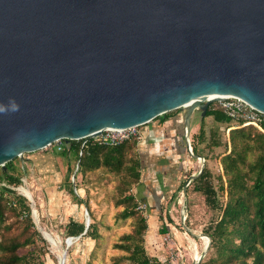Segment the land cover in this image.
I'll list each match as a JSON object with an SVG mask.
<instances>
[{
    "label": "water",
    "instance_id": "95a60500",
    "mask_svg": "<svg viewBox=\"0 0 264 264\" xmlns=\"http://www.w3.org/2000/svg\"><path fill=\"white\" fill-rule=\"evenodd\" d=\"M229 94L264 112V0H0V103L19 105L0 113L1 169L176 108L187 148L193 110Z\"/></svg>",
    "mask_w": 264,
    "mask_h": 264
},
{
    "label": "trees",
    "instance_id": "16d2710c",
    "mask_svg": "<svg viewBox=\"0 0 264 264\" xmlns=\"http://www.w3.org/2000/svg\"><path fill=\"white\" fill-rule=\"evenodd\" d=\"M205 116H212L217 123L226 124L229 147L218 155L220 171L215 173L204 164L185 187L186 193L191 190L200 194L205 207L215 212L203 229V233L210 237V244L198 264H264V133L252 125L243 126L218 110L207 109ZM190 135L192 153L200 156L198 145L204 141L202 122L195 133V141L194 132ZM84 140H65L68 144H63L57 152L63 157L74 154L76 172L84 174L105 168L124 175L123 184L118 186L116 203L121 205V209L116 218H132L134 226L130 233L123 234L115 243L114 246L124 253L113 256V264L122 260H128L130 264H170L147 252L144 242L148 223L138 208L142 199L137 200L134 193L128 191L131 186L137 185L140 178V161L133 156L137 141L109 146L98 144L92 138ZM219 145L217 132L212 130L207 146ZM14 160L6 162L4 169L0 167V182L7 185L20 183V175L9 170L14 169ZM67 170L65 179L69 182L71 167L68 166ZM76 189L77 185L71 186L69 192L79 205L86 208L91 222L84 231L83 219L69 217L63 225V234L86 236L96 241L100 223L92 218L88 201L81 198ZM171 224L172 220L167 216L165 221H161L158 234L171 231L174 228ZM0 227V264H45L44 252L38 245V241L44 239L33 221L29 202L8 187H2L0 193Z\"/></svg>",
    "mask_w": 264,
    "mask_h": 264
},
{
    "label": "rangeland",
    "instance_id": "374dc122",
    "mask_svg": "<svg viewBox=\"0 0 264 264\" xmlns=\"http://www.w3.org/2000/svg\"><path fill=\"white\" fill-rule=\"evenodd\" d=\"M166 113L171 116L181 115V108H176ZM201 122L204 131V141L198 145L200 154L198 157L200 159L197 156H192L186 148L185 155L194 164V170L191 169L188 172L189 174H196L204 164L208 165L215 173L220 171L218 155L229 147L226 124L217 123L212 116L204 115L200 117V113L197 110H193L189 119V130L190 134L194 132V141L195 133ZM143 126L145 124H142L140 128ZM212 130L217 132V137L220 141L219 146H207ZM63 144H68V141L61 139L41 149L24 152L20 157H15L14 169L10 168L9 170L10 173L20 175V183L17 185L9 184V186L17 195L24 196L18 189L22 187L33 196L32 202L27 200L31 208V215L32 209L37 212L36 219L32 218L37 230L44 239V241L39 240L38 245L44 252L45 264H58V259L63 251H66L64 264H113V256H120L124 253L114 246L115 243L120 241V237L123 234L130 233L134 226L132 218H116L117 212L121 209V205L116 203V199L119 197L118 186L123 184L122 177L124 175L123 173L117 175L105 168L86 171L84 174L76 172L77 160L74 154L70 153L68 157H63L57 152ZM141 147L137 141L134 147L135 155H133L140 161L139 181L141 179L145 180L141 176ZM202 156L205 157V161ZM68 166L71 167L69 182L65 179L68 173ZM74 172L75 175L72 179ZM182 183V188L178 189L177 187L174 192H170L160 207H155L151 203L150 209L157 213H155L154 225L152 218H150V228L148 222L149 206L146 202H138V208L142 211L148 223V233L146 231V241L144 242L147 252L150 255L157 256L162 261L167 260L170 264H192L194 249L191 242H194L198 256L203 251L204 255L206 254L209 247L204 250L206 243L204 244L200 234L203 233V229L206 228L207 223L215 215L214 211H210L205 207L200 194L191 190L186 193L185 189L183 190V187H187L189 184L187 180L181 179L179 185ZM74 185H77L76 193L88 201L92 218L100 223L99 236L96 241L86 236L70 237L63 234V225L69 217L77 220L83 219L86 222L85 207L79 205L69 192V188L71 186L73 188ZM137 185L131 186L128 191L134 193L136 199L140 200V194L136 190ZM186 215H188L187 219ZM167 216L172 220L171 225L174 228L172 227L173 229L167 233L158 234L157 227H159L161 221L166 220ZM89 222H91L90 215ZM44 233L49 234L48 236L55 243L52 244ZM69 237L70 240L66 243ZM147 239L150 242L156 239V242L151 246ZM156 245H159V247L156 248ZM151 247L154 248L151 249ZM91 254L93 255L91 256ZM117 264H130V262L122 260Z\"/></svg>",
    "mask_w": 264,
    "mask_h": 264
},
{
    "label": "crops",
    "instance_id": "0c3cea01",
    "mask_svg": "<svg viewBox=\"0 0 264 264\" xmlns=\"http://www.w3.org/2000/svg\"><path fill=\"white\" fill-rule=\"evenodd\" d=\"M144 124L140 128L138 143L142 146L141 176L145 180L139 181L136 190L140 194L139 198L150 209L151 203L160 207L168 194L177 189L181 179L186 180L188 172L194 170V164L185 155L181 115L163 113ZM155 213L157 212L150 209L149 218H152L153 225ZM155 242L156 239L153 242L148 240L151 246ZM155 247L158 248L159 245Z\"/></svg>",
    "mask_w": 264,
    "mask_h": 264
},
{
    "label": "built area",
    "instance_id": "2783aa9c",
    "mask_svg": "<svg viewBox=\"0 0 264 264\" xmlns=\"http://www.w3.org/2000/svg\"><path fill=\"white\" fill-rule=\"evenodd\" d=\"M206 99L210 101L207 109L218 110L230 119L241 122V125H252L264 133V127L262 126L264 112L258 110L250 103L230 94L207 97ZM140 126L141 124L121 129H104L98 135L90 138L98 144L109 146L118 145L124 141H138L141 137ZM187 148L192 149L191 144ZM2 187L11 188L5 182H0V193ZM139 207L141 206L139 205Z\"/></svg>",
    "mask_w": 264,
    "mask_h": 264
},
{
    "label": "bare ground",
    "instance_id": "6f19581e",
    "mask_svg": "<svg viewBox=\"0 0 264 264\" xmlns=\"http://www.w3.org/2000/svg\"><path fill=\"white\" fill-rule=\"evenodd\" d=\"M212 96H216V95H210V97H212ZM28 184V183H27ZM19 190H20V192L30 201V202H32L33 200H32V195H31V193L28 191V190H26V189H24V188H22V187H19L18 188ZM33 208V207H32ZM32 217H34L35 219H36V217H37V212H36V210H32ZM39 224V223H38ZM40 225V224H39ZM47 231V230H46ZM43 232V231H42ZM44 235H45V237H47L48 238V240L53 244V243H55L48 235L49 234H46V233H44ZM201 238L203 239V242H204V244L206 243V238L205 237H203V236H201ZM191 239V238H190ZM57 240V239H56ZM191 245H192V248L194 249V252H193V260L194 259H197L198 258V252H196V250H195V245H194V242H191ZM57 247V246H56ZM66 253V252H65ZM63 255L65 256V254H64V251L60 254V257H59V259H58V264H61V260H62V257H63ZM59 256V255H58Z\"/></svg>",
    "mask_w": 264,
    "mask_h": 264
},
{
    "label": "clouds",
    "instance_id": "9594fccd",
    "mask_svg": "<svg viewBox=\"0 0 264 264\" xmlns=\"http://www.w3.org/2000/svg\"><path fill=\"white\" fill-rule=\"evenodd\" d=\"M19 110V105L17 104V102L15 101V99L10 98L8 105H4L2 103H0V113H7L8 111H18Z\"/></svg>",
    "mask_w": 264,
    "mask_h": 264
}]
</instances>
